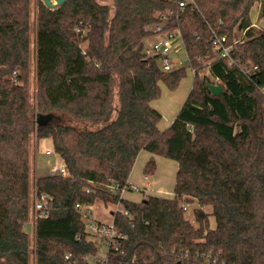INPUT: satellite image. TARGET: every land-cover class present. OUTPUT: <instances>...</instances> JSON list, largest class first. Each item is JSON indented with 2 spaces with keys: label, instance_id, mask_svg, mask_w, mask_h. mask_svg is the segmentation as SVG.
Returning a JSON list of instances; mask_svg holds the SVG:
<instances>
[{
  "label": "trees",
  "instance_id": "trees-1",
  "mask_svg": "<svg viewBox=\"0 0 264 264\" xmlns=\"http://www.w3.org/2000/svg\"><path fill=\"white\" fill-rule=\"evenodd\" d=\"M195 2L176 15L170 0H66L53 8L40 0H0V264H31L33 246L35 264H69L67 254L96 253L76 205L116 203L141 151L154 155L147 176L156 171L155 157L178 162L174 196L124 198L133 225L115 215L128 238L125 254L112 257L134 264H264V29L251 17L256 4L264 14V0ZM157 25L182 35L194 71L186 101L164 129L152 102L161 84L176 90L187 71H164L159 55L145 52ZM213 32L229 43L244 33L232 57L257 66L252 76L219 57ZM207 83L222 85L223 93L214 96ZM53 112L97 128L42 124L40 117ZM42 138L52 139L69 175L36 179V192L54 201L32 240L25 230L31 143ZM193 203L189 218L184 206Z\"/></svg>",
  "mask_w": 264,
  "mask_h": 264
},
{
  "label": "built area",
  "instance_id": "built-area-1",
  "mask_svg": "<svg viewBox=\"0 0 264 264\" xmlns=\"http://www.w3.org/2000/svg\"><path fill=\"white\" fill-rule=\"evenodd\" d=\"M174 2L176 6L175 12L178 15L179 12H183L187 7L191 9L195 8L196 2L195 0H170ZM171 13L174 11L171 10ZM165 19V16L162 17ZM154 32L156 36H163L162 39H156L149 41L146 39L144 43V50L148 55H159L160 64L164 71L170 72L176 69H180L184 67V63L181 59L175 58L174 60L171 58V55L174 54L176 57L180 55H185L187 58L188 64L190 63V59L187 56L185 43L182 38V35L179 32L165 30L163 25H157L154 28ZM244 33L242 36L232 43H229L228 36L226 34H218L213 32V36L211 37V46L212 49L218 53L220 58H227L230 65H237L244 74L248 77L252 76L256 70L257 66L248 64L245 62H241L232 57V50L236 48L238 45L244 43ZM178 38V40H177ZM177 40V42H174ZM201 60V58H198ZM204 60V59H203ZM193 71V70H192ZM194 72V71H193ZM264 90V89H263ZM47 154H51L50 151H47ZM55 157L57 160V165L54 167L50 174H62L63 176L69 175V170L66 165L63 163L61 157L55 153ZM147 177V176H146ZM118 187L116 185H111L108 188L109 194L115 195L117 193ZM128 191H133L136 193H141V189L136 186L130 184L128 181L125 186L120 189L119 198L116 203L112 204L111 218L108 220H101L94 216L92 212V206L90 204H81L78 203L76 205V209L82 218L86 222V231L87 238L89 235H93L99 237L101 240L100 244H95L97 251L96 253H90L83 256L81 259L72 258L71 254H67L65 259L69 264H134L135 260L124 261L122 259H116L114 256H111L113 253L115 256L125 254L124 243L127 240V235H125L120 226L117 224L115 220L116 214L124 215L130 218L131 225L132 223V215L130 210L127 209L123 203L124 195ZM54 198L47 193H37L36 190L31 194V216L30 220L25 224L26 228L30 227L31 232H26L35 237V230L37 222L40 218L46 217L49 213L51 205L53 203ZM184 211H188V206H184ZM80 240L81 237H78Z\"/></svg>",
  "mask_w": 264,
  "mask_h": 264
},
{
  "label": "rangeland",
  "instance_id": "rangeland-1",
  "mask_svg": "<svg viewBox=\"0 0 264 264\" xmlns=\"http://www.w3.org/2000/svg\"><path fill=\"white\" fill-rule=\"evenodd\" d=\"M38 0H33V3L37 2ZM42 1V0H40ZM54 1V0H53ZM34 5V4H33ZM35 6V5H34ZM35 13H36V8H35ZM34 11H33V17L34 16ZM256 17V21H259V24L264 28V14L261 15H257L255 14ZM263 28H258V29H263ZM239 35L242 36V32L239 33ZM163 36H152L149 39V41L152 40H156V39H162ZM178 40V38H177ZM177 40H175L174 42H177ZM34 41V38H33ZM34 44V42H33ZM83 48L86 47V43H84ZM34 50V49H33ZM35 51H33V60L35 57ZM171 58L174 60L175 58H179L182 60V62L184 63V68H186L187 71V76H185L182 81L179 84V87L176 90H170L165 84H161V88H162V95L160 98L156 99L153 101L152 106L157 109L161 114H163V119L161 123V129L166 128L171 122L167 121L169 120L172 116L176 118V114L178 112V110L180 109V103H182L183 101H185L190 93V84H192L193 81V77H194V72L192 71L191 67L189 66L188 62H187V58L185 55H180V56H175L174 54L171 55ZM33 66V65H32ZM36 83H35V70H33L32 68V75H31V93L35 94L36 93ZM262 93L264 95V90H262ZM115 106H118V99L115 100ZM166 114V115H165ZM54 115V116H53ZM173 118V120L175 119ZM40 120L43 123H47L49 121H52L51 123H57L59 120H61L60 122L66 125H71L74 126L78 129L81 130H95L97 128L96 125H93L91 122H86V121H80L77 120L69 115H59L56 112H53L52 114H46V115H42L40 117ZM170 120V121H173ZM31 149H32V153H31V165H32V178H31V189L32 192L35 191V184H36V179L40 176H46L49 175L52 170L54 169V167L57 165V160L55 157V152H54V145H53V141L50 138H42L41 140H36L34 139L31 143ZM47 151H50L51 154H47ZM169 162H171L172 166V170H167L168 176L171 175V178L174 177L176 175L175 171V164L176 162L174 160H170ZM161 166V165H160ZM146 178V176H145ZM172 180V179H171ZM165 186H169L168 192H163V194H161L162 196H167V197H172L174 195V184L173 187L171 188V183H165L163 182ZM140 187V186H139ZM143 189V188H142ZM130 192V191H129ZM134 196V197H133ZM141 196H143V194L139 193V194H135L131 193V195L129 196L130 199H138L137 197L141 198ZM188 206V211H187V215L189 218L192 217V213H193V208L196 206L195 203L193 204H187ZM208 209V208H207ZM111 211H112V205L111 204H104L101 201L97 202L95 205L92 206V212L94 214V216H96L97 218L101 219V220H108L111 218ZM211 227H215L216 225V220L214 218V216H211ZM27 232H31V228L28 227L26 228ZM32 240L34 239L33 236L28 235ZM89 240H92L95 242V244H100L101 240L99 237L93 236V235H89L88 236ZM33 253L31 254V264H35V259H36V253L34 252V246L32 247Z\"/></svg>",
  "mask_w": 264,
  "mask_h": 264
},
{
  "label": "crops",
  "instance_id": "crops-1",
  "mask_svg": "<svg viewBox=\"0 0 264 264\" xmlns=\"http://www.w3.org/2000/svg\"><path fill=\"white\" fill-rule=\"evenodd\" d=\"M260 13H261V15H263L262 10H261V6H260V4H256L252 10V13H251L253 26L256 28H263L259 24V21H256V17H255V14L260 15ZM35 40H36V38H35V34H34V42H35ZM32 65H33L32 66L33 70H35V68H36V58L35 57H34V60L32 62ZM192 83H193V81H192ZM190 88H192V84H190ZM190 91H191V89H190ZM185 101L180 103L181 104L180 109H181V107ZM180 109L178 110L176 116L178 115ZM162 116H163V114H162ZM173 118H175V117L172 116L167 121L172 123L173 121H170V120H173ZM161 123H163V122L161 121ZM161 123H160V126H161ZM153 156L154 155L148 151H141L139 153L137 159H136L133 170H132L131 175L129 177L130 184L136 185L138 187L140 186L139 188L141 189V194H143V196H141V198L137 197L138 199H130L129 196L131 195L132 191H130V192L128 191L124 195L125 199L138 202V201L142 200L146 195L162 196L161 194H163V192H168L167 188L169 187V186H165L163 182L168 183V184H170V182H173V183H171V188L173 187V184L175 187L176 175H175V178L174 177L171 178V175L168 176V173H167V170H172L171 167H173V166H172L171 162H169V161L173 160V159H169V158H165V157H155V159H156V171H155V173L152 175H149V176L145 175V173H144L145 166H146L147 162ZM175 162H176V164H175L176 169H175L174 173L175 172L177 173L178 162L177 161H175ZM145 176H147V177L145 178ZM173 191H174V189H173ZM133 193L136 194V192H133ZM137 194H139V193H137ZM163 197H167V196H163Z\"/></svg>",
  "mask_w": 264,
  "mask_h": 264
},
{
  "label": "water",
  "instance_id": "water-1",
  "mask_svg": "<svg viewBox=\"0 0 264 264\" xmlns=\"http://www.w3.org/2000/svg\"><path fill=\"white\" fill-rule=\"evenodd\" d=\"M66 0H42L44 5L48 8H53L55 6H60L62 3H64ZM207 87L210 89L211 93L214 96H219L220 94L223 93L224 88L220 84H212V83H207Z\"/></svg>",
  "mask_w": 264,
  "mask_h": 264
}]
</instances>
